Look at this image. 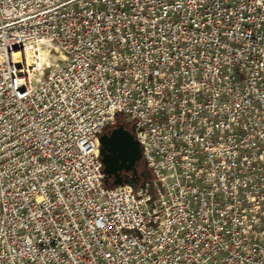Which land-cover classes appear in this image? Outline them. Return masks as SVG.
Wrapping results in <instances>:
<instances>
[{"label": "built area", "instance_id": "1", "mask_svg": "<svg viewBox=\"0 0 264 264\" xmlns=\"http://www.w3.org/2000/svg\"><path fill=\"white\" fill-rule=\"evenodd\" d=\"M0 264H264V0H0Z\"/></svg>", "mask_w": 264, "mask_h": 264}, {"label": "water", "instance_id": "2", "mask_svg": "<svg viewBox=\"0 0 264 264\" xmlns=\"http://www.w3.org/2000/svg\"><path fill=\"white\" fill-rule=\"evenodd\" d=\"M105 184L110 187L139 183L138 165L142 162L139 142L123 125L100 137ZM125 174V175H124Z\"/></svg>", "mask_w": 264, "mask_h": 264}, {"label": "rangeland", "instance_id": "3", "mask_svg": "<svg viewBox=\"0 0 264 264\" xmlns=\"http://www.w3.org/2000/svg\"><path fill=\"white\" fill-rule=\"evenodd\" d=\"M122 121L125 120L124 117L121 118ZM137 172H138V175H139V184H143V183H146L148 181H151L152 180V175L151 173L147 170V168L145 167L144 163L141 162L138 167H137ZM143 175H142V174ZM147 177V178H144V177Z\"/></svg>", "mask_w": 264, "mask_h": 264}, {"label": "flooded vegetation", "instance_id": "4", "mask_svg": "<svg viewBox=\"0 0 264 264\" xmlns=\"http://www.w3.org/2000/svg\"><path fill=\"white\" fill-rule=\"evenodd\" d=\"M117 128V127H116ZM115 129V128H114ZM114 129H112V130H114ZM112 130H107V131H105L102 135H106V134H109Z\"/></svg>", "mask_w": 264, "mask_h": 264}, {"label": "trees", "instance_id": "5", "mask_svg": "<svg viewBox=\"0 0 264 264\" xmlns=\"http://www.w3.org/2000/svg\"><path fill=\"white\" fill-rule=\"evenodd\" d=\"M118 123H119V124H123L122 122H118ZM141 174H142V173H141ZM143 174H144V173H143ZM143 174H142V175H143ZM124 175H125V174H124ZM143 177H144V176H143ZM144 178H147V177H144Z\"/></svg>", "mask_w": 264, "mask_h": 264}]
</instances>
